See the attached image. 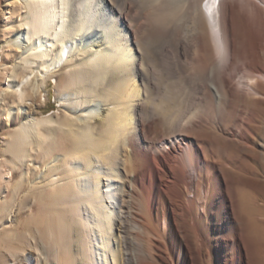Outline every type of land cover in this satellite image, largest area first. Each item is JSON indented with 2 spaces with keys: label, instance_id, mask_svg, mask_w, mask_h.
Masks as SVG:
<instances>
[{
  "label": "bare ground",
  "instance_id": "obj_1",
  "mask_svg": "<svg viewBox=\"0 0 264 264\" xmlns=\"http://www.w3.org/2000/svg\"><path fill=\"white\" fill-rule=\"evenodd\" d=\"M5 6L11 23L0 35L8 44L0 67L10 73L0 101L24 103L38 80L57 83L62 69L67 78L64 116L33 118L7 137L12 161H4L1 181L31 161L34 145L49 167L37 184L44 219L28 224L44 251L24 238L11 256L27 253L29 264L42 256L70 264H264V236L253 226L264 227V217L252 224L245 199L259 190L250 206L264 211V0ZM152 23L156 42L140 33ZM16 56L5 67L2 60ZM174 64L193 82L178 102L158 86L159 74H178ZM24 181L22 173L15 194ZM28 226L25 236L34 234Z\"/></svg>",
  "mask_w": 264,
  "mask_h": 264
},
{
  "label": "rangeland",
  "instance_id": "obj_2",
  "mask_svg": "<svg viewBox=\"0 0 264 264\" xmlns=\"http://www.w3.org/2000/svg\"><path fill=\"white\" fill-rule=\"evenodd\" d=\"M6 3L7 0H0V35H2L3 31L7 30V27H9V24L11 21L5 19L4 13H6ZM146 18L150 19L151 16L150 14H147ZM159 28V27H158ZM155 25L149 24L143 31L140 30L141 35H149L150 40L152 42H156V40L159 39V29ZM4 33L6 34L7 31ZM3 33V34H4ZM2 37L0 36V39ZM3 39V38H2ZM2 44V45H1ZM8 44L6 42L0 43V60L1 58L4 57V54L1 51V48L4 47V49H7L6 47ZM7 51V50H5ZM7 53V52H5ZM11 53V51L8 49V53ZM12 54V53H11ZM10 55V54H9ZM3 64L5 67H10L12 66L13 63H17L18 59L16 57L10 58L8 61L2 60ZM172 62V61H171ZM179 64H174L173 71L177 72L178 74L175 73V75L170 77V73L166 72L165 74H159L158 75V86L160 89L164 92L161 93L163 96H168L170 99L172 98L174 102H178L179 100L186 99L188 95L190 96V87L193 85V82H187L188 77L184 75V73H180V68L178 66ZM179 69V70H178ZM10 72H5L3 71L2 67H0V92L4 91L6 89V86L8 84V75ZM66 69H62L60 72L56 74V81L57 83L54 82L53 79H51L49 76L46 80L45 83L42 85L41 80H38V89L36 90L35 94L26 96L28 99L24 103H19L16 98H10L7 97L4 99L3 102L0 101V176L2 177L4 171L6 170V167L4 164V161L11 162V154L8 151V139L10 135H12L16 129H18L24 122H28L31 119H36L37 121H42L45 119H48L50 117H55V116H64V113H66V110L60 105L59 101V96H60V90L63 85L66 83ZM181 74V75H179ZM162 75V77H161ZM164 75V76H163ZM177 75V76H176ZM7 77V78H6ZM38 77V76H37ZM165 77V78H164ZM168 77V78H167ZM40 78V77H38ZM161 78V79H160ZM167 79V80H166ZM187 82H185L184 81ZM163 80L165 82H163ZM170 80V81H169ZM172 80V81H171ZM36 79H33V83H35ZM183 82V83H182ZM179 83V84H178ZM186 83V84H185ZM164 84V85H163ZM173 84V85H172ZM189 84V85H188ZM188 86V87H187ZM172 87V88H171ZM176 87V88H175ZM182 87V89H181ZM184 87V88H183ZM187 87V88H186ZM180 88V89H179ZM190 88V89H189ZM167 91H164V90ZM172 89H175V91H171ZM177 89V90H176ZM170 91V93H169ZM187 91V92H186ZM28 94H30L29 90L26 91ZM32 93V92H31ZM166 94V95H164ZM174 94V95H173ZM185 94V95H184ZM181 95V96H179ZM174 96V97H173ZM179 96V97H177ZM183 96V97H182ZM23 107L20 112H17V109ZM10 112L11 117H8V113ZM36 147L35 145L33 146V151H32V157L31 161L29 163L24 164L23 166L19 167L18 169L12 171L11 177L7 180V182L1 181L0 177V240L2 238V241L4 242L0 244V264H29V262L26 260V254L20 255L18 257H13L10 254H16L17 255V247L20 246L21 244L23 245L24 238H27L29 241L32 242V247L38 248L34 245V242H37L41 247L39 246L40 249L44 248L42 247V243L40 241V238L38 237L37 233V227L28 224L30 223V219L32 220L35 219L37 222H41L42 219H44V212L41 211L43 205V201L41 200V197L39 194L43 193L41 192V188L37 185L39 182V179L41 180L43 178V174L45 171H47L46 164L48 163L47 159H43L40 154H36ZM57 159V162L61 160V154L58 148H56L51 155ZM3 164V165H2ZM22 173H25V181L23 185L18 189V193L15 194L13 191V186L15 185L16 182L20 179ZM32 184L36 185V188L38 189H33ZM40 189V190H39ZM35 190V191H34ZM45 193V192H44ZM259 193L258 191L252 192V196L254 198H257ZM40 197V199H39ZM26 198V199H25ZM254 198H248L246 197V206L250 211V214L252 216L251 222L252 224L255 223L256 220H259L262 216L264 217V211L260 209H255L251 207V203L254 202ZM24 199V200H23ZM39 199V200H38ZM7 201L8 202V209L7 212L4 214L2 205L3 202ZM27 200V201H26ZM37 201V202H36ZM39 201V203H38ZM25 202V206H27L26 209H22V205ZM46 202V201H45ZM44 202V205H45ZM22 204V205H20ZM41 207V208H40ZM42 213V214H40ZM27 226L34 232V234L26 235V228ZM254 228L257 230V234H261L264 236V227H260L259 225L257 226L256 224L253 225ZM7 227V228H6ZM35 227V228H34ZM8 228L11 230H8ZM14 228V229H13ZM5 232H4V231ZM10 232H8V231ZM3 231V233L1 232ZM7 231V234H5ZM14 231V232H13ZM12 232V233H11ZM18 235V239L20 240L19 242H16V238L10 237V235ZM9 238H7V237ZM6 237V238H4ZM38 238L37 240L34 238ZM33 238V239H32ZM4 239V240H3ZM37 244V245H38ZM2 245V246H1ZM27 245V244H26ZM7 247V248H6ZM27 247V246H26ZM38 248V249H39ZM6 249V250H5ZM28 249V247H27ZM26 250V248H25ZM30 250V248H29ZM27 251V250H26ZM31 252L29 254L32 255L31 258H34L36 253L35 251L30 250ZM44 251V249H42ZM28 252V251H27ZM35 255H34V253ZM10 253V254H9ZM28 255V254H27ZM42 260L39 264H70L65 260V256H59L58 258H49L45 259L44 256L41 257ZM44 258V259H43ZM47 260V261H46ZM57 260V261H56ZM62 262V263H61ZM67 262V263H66ZM33 264H36V262H32Z\"/></svg>",
  "mask_w": 264,
  "mask_h": 264
}]
</instances>
